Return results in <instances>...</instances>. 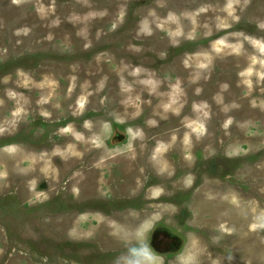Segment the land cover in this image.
<instances>
[{"label":"rangeland","instance_id":"rangeland-1","mask_svg":"<svg viewBox=\"0 0 264 264\" xmlns=\"http://www.w3.org/2000/svg\"><path fill=\"white\" fill-rule=\"evenodd\" d=\"M263 245L264 0H0V264Z\"/></svg>","mask_w":264,"mask_h":264},{"label":"flooded vegetation","instance_id":"flooded-vegetation-1","mask_svg":"<svg viewBox=\"0 0 264 264\" xmlns=\"http://www.w3.org/2000/svg\"><path fill=\"white\" fill-rule=\"evenodd\" d=\"M263 247H264V245H263ZM262 251H264V248H263ZM247 255H248V258H249V247L247 248ZM263 256H264V254L262 255V257ZM262 260H263V264H264V257H263ZM209 262H210V260L202 261L203 264H207ZM166 263H168V262H166ZM248 263H249V259H241V261H239V262H237V260L235 261V264H248ZM225 264H232V261L231 260L230 261H226Z\"/></svg>","mask_w":264,"mask_h":264},{"label":"bare ground","instance_id":"bare-ground-1","mask_svg":"<svg viewBox=\"0 0 264 264\" xmlns=\"http://www.w3.org/2000/svg\"><path fill=\"white\" fill-rule=\"evenodd\" d=\"M169 3V2H168ZM257 47H258V45H257ZM261 49V47L259 48V50ZM209 59V58H208Z\"/></svg>","mask_w":264,"mask_h":264}]
</instances>
